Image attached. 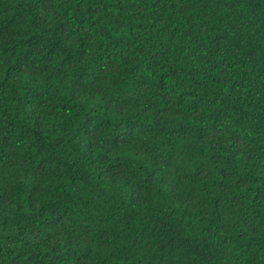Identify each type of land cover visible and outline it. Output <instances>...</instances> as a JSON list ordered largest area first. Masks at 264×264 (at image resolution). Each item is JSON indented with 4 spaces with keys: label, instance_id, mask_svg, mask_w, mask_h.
I'll return each mask as SVG.
<instances>
[{
    "label": "trees",
    "instance_id": "16d2710c",
    "mask_svg": "<svg viewBox=\"0 0 264 264\" xmlns=\"http://www.w3.org/2000/svg\"><path fill=\"white\" fill-rule=\"evenodd\" d=\"M0 264H264V0H0Z\"/></svg>",
    "mask_w": 264,
    "mask_h": 264
}]
</instances>
